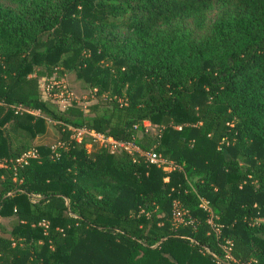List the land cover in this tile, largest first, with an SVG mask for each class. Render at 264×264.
Here are the masks:
<instances>
[{"label": "trees", "instance_id": "trees-1", "mask_svg": "<svg viewBox=\"0 0 264 264\" xmlns=\"http://www.w3.org/2000/svg\"><path fill=\"white\" fill-rule=\"evenodd\" d=\"M68 72L87 110L43 98ZM0 163V264H264V0H0Z\"/></svg>", "mask_w": 264, "mask_h": 264}, {"label": "rangeland", "instance_id": "rangeland-1", "mask_svg": "<svg viewBox=\"0 0 264 264\" xmlns=\"http://www.w3.org/2000/svg\"><path fill=\"white\" fill-rule=\"evenodd\" d=\"M218 10L210 15L212 21ZM40 89L43 98L53 107L58 110H63L75 99L79 106L88 109L89 104L95 101L93 89L89 88L83 80L78 79L74 72H68L64 77L56 79L55 76L51 78H40ZM48 127L44 133L38 134L32 141L33 144L38 143H54L59 139V131L57 127V120L47 119ZM87 142L91 139L85 136ZM2 221L8 227L11 226V219L3 218Z\"/></svg>", "mask_w": 264, "mask_h": 264}, {"label": "built area", "instance_id": "built-area-1", "mask_svg": "<svg viewBox=\"0 0 264 264\" xmlns=\"http://www.w3.org/2000/svg\"><path fill=\"white\" fill-rule=\"evenodd\" d=\"M32 111V110H29ZM36 112V111H34ZM143 125L146 130L152 129L153 126L150 121L145 120ZM69 129L72 131V137L75 138L76 141L82 142L85 139V136L89 137L91 141L94 143H98L100 146H104L105 148L109 149L110 151L116 150H124L134 156L135 159L138 157L143 158L148 163H153L158 166H161L165 170H172L175 169L178 165L173 162L172 160H168L164 158L157 150L153 147L145 149L139 146L134 139H119L114 138L110 135H107L103 132H99L93 129H89L87 127H74L72 125L68 126ZM179 128L181 126H178ZM90 142V141H89ZM62 144L60 140L56 141L52 144V149L55 150L58 145ZM88 145H90L88 143ZM38 156V149L33 147L24 153H22L19 157L16 158V162L19 164L27 163L29 158L37 157ZM2 163H0L1 165ZM201 206L205 209L210 210L207 200H202ZM209 222H212V218L209 219ZM45 224V222H42ZM225 256L229 259L233 258L230 253V246H225Z\"/></svg>", "mask_w": 264, "mask_h": 264}]
</instances>
